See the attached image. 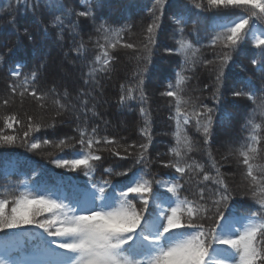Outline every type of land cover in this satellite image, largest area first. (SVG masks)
<instances>
[{"label": "trees", "instance_id": "obj_1", "mask_svg": "<svg viewBox=\"0 0 264 264\" xmlns=\"http://www.w3.org/2000/svg\"><path fill=\"white\" fill-rule=\"evenodd\" d=\"M152 2L154 0H112L113 8L105 9L106 14L115 15L125 8L132 13V20L126 25L129 30L122 31L117 37L114 32H97L89 28L88 21L79 16L89 7L90 0H59L56 7L52 6V0H0V16H15L20 28H28L35 37V42L29 45L26 66H16L21 73L19 77L9 75L10 64L0 68V136L17 137L15 147L0 146V198L12 199L13 194L21 191L31 192L36 171L40 173L41 182L69 194L73 186H83L88 177L82 172H66L52 163L59 157L74 158L81 151L75 141H72L75 147L64 151L55 148L52 143L76 137L78 134L74 130L79 125L89 134L95 128L97 139L108 137L120 143H135L136 151H139L140 143H148L150 164L147 167L150 175L169 184L178 175L173 169L165 167L169 161L180 159L182 163L203 166V173L197 168L185 176L187 183L180 193L182 199L195 200L201 187L212 186L210 181L204 180V174L215 179V164L233 189L230 206L240 213L246 210L254 213L253 190L256 196L264 192V92H258L250 102L246 98L247 93L242 97H233L230 91L222 89L224 95L219 105L211 99L215 70L220 63L216 56L219 49L213 48L211 39L221 30L219 25L247 13L242 9L228 16L216 14L213 10L204 12L194 7L201 0H187L193 15L210 17L202 38L194 43L188 36L192 24L187 25L184 33L177 30L173 35L166 26V12L165 23H161L157 30L149 72L146 77H137L135 73L143 65L135 60L138 54L135 48L140 47L146 38V28L151 23L148 8ZM53 14L63 21L58 28L52 27ZM0 27H6L5 20L0 19ZM253 28L264 31L260 22H256ZM6 37L7 33H4L0 39ZM117 39V48H110L109 53L119 55L111 61L107 70H102V64L96 62V57L102 56L103 52L99 45H107ZM182 40L192 45L187 56L179 51ZM126 43L133 44L134 48H124ZM169 49L175 51L169 52ZM192 50H195V55ZM253 57L261 59L250 35L249 43L225 68V76L233 82L235 90L243 87L241 81L245 77L259 84V69L250 63ZM207 60H213L214 64H206ZM41 65L43 67L33 81L30 73ZM173 73L177 75L173 77ZM180 77L184 79L177 88L176 81ZM141 80L143 83H140ZM169 86L180 92L181 100L187 102L182 103V112H191V105L201 102L216 108L210 144H204L202 132H197L193 124L177 126L173 118L176 98L161 95ZM141 89L147 97L143 103L140 100ZM129 90L133 99L127 98ZM122 95L126 97L124 101L120 100ZM141 107L146 114L141 113ZM9 116L17 118L12 121L11 129L3 124ZM33 121L40 125V130L25 136ZM142 129H146L147 135L142 134ZM37 139L41 141L38 149L29 150L20 146L21 140L35 142ZM44 139L49 140L48 145L42 143ZM173 148L180 153L179 158L171 151ZM245 152L248 153L255 181L248 176V166L242 162L241 153ZM95 154L102 156L100 162H95L96 165L111 166L116 171H123L132 161L131 157L122 160L107 151ZM121 155H124L122 151ZM102 178L111 179L114 183L128 182L125 177H102L97 167L95 179L100 181ZM32 194L35 195L34 192ZM64 201L70 203L68 199ZM6 210L10 211V207ZM250 219L256 223L264 222L257 215H252ZM23 232L40 240L41 228L35 224L0 230V240ZM261 243L259 238L254 242L258 252Z\"/></svg>", "mask_w": 264, "mask_h": 264}, {"label": "snow or ice", "instance_id": "obj_2", "mask_svg": "<svg viewBox=\"0 0 264 264\" xmlns=\"http://www.w3.org/2000/svg\"><path fill=\"white\" fill-rule=\"evenodd\" d=\"M58 4L59 0H52L53 7ZM194 7L204 12L213 10L214 13L225 16L241 9L247 13L229 23L219 25L221 30L211 39L213 48L219 49L216 56L220 60L215 70L211 99L214 104L219 105L224 95L223 90H227L233 97H242L247 93L246 98L251 102L258 92H264V32L256 35L252 29L256 22H260L261 27H264V0H206V3L201 0ZM112 8V0H90L89 7L81 11L79 16L88 21L89 28L97 32H114L119 37L122 31L129 30L126 25L131 22L132 13L126 8L115 15L105 13V9ZM148 12L151 23L146 28V38L140 47L135 48L138 53L135 60L137 64L143 65L135 73L137 77H146L149 72L157 30L161 23H165L166 12V26L173 35L177 30L184 33L187 25L192 24L188 36L194 43H198L202 38L201 34L205 33L210 19L208 16L193 15L192 6L187 0H154ZM0 19L6 21V27H0V37L7 33L6 38L0 39V68L10 64L12 67L9 75L19 77L21 73L16 70V66H26L29 45L35 42V37L28 28H20L15 16H0ZM62 23L61 17L53 14L52 27L58 28ZM250 35L251 43L259 50L261 57L260 60L253 57L250 61L254 68L259 69L260 82L257 84L245 77L241 81L243 87L235 90L233 82H229V78L225 76V68L249 43ZM60 38H63L62 30ZM118 44L117 39L107 45H99L103 52L102 56L96 57V62L102 64V70H107V66L119 55L109 53V49H116ZM123 47L133 49L134 45L126 43ZM190 49L191 44L183 40L180 42L179 51L185 56ZM192 53L195 55V50H192ZM205 63L212 65L214 61L207 60ZM42 67L43 65L30 73L33 81ZM176 75L177 73H173V77ZM183 79L180 77L176 81L177 88ZM140 83H143V80ZM130 92L131 90L127 98L133 99ZM161 95L176 98L173 118L177 126L193 124L197 132H202L204 144H210L216 108L201 102L193 103L191 112H182V103L187 102L181 100L180 92L172 90L169 86ZM125 98L122 95L120 100L124 101ZM140 100L142 103L147 100L142 89ZM140 111L146 114L143 107ZM16 119L15 116L5 118L4 127L11 129L12 121ZM45 127L54 128L55 125ZM39 130L40 125L33 121L24 135L29 136ZM74 131L78 134L76 137L60 139L58 143L53 141V146L64 151L78 144L81 151L76 153L74 158L59 157L52 163L66 172H82L88 177L83 186H73L69 194L63 189H56L41 182L40 173L36 171L31 192L21 191L19 194H13L12 199L0 198V230L35 224L49 236L61 238L57 247L65 251L50 249V258L45 264H257V261L264 264V222L256 223L250 219L252 215H257L264 221V192L256 196L253 190L254 213L250 210L245 213L238 212L230 206L233 189L220 168L213 164L216 178L204 174V180L210 181L212 186L201 187L195 200L187 197L182 199L180 193L187 183L185 176L197 168L203 173V166L182 163L180 159L169 161L165 167L178 174L174 176V182L169 184L150 175L147 167L150 164L148 143H140L139 151H136L135 143H120L108 137L95 138V128L91 134L81 130L79 125ZM141 131L147 135L146 129ZM16 140L17 137L13 135L0 136V146L15 147ZM72 141H75V144ZM42 143L48 145L49 140L44 139ZM40 144L38 139L35 142L21 140L20 146L35 150ZM94 145L97 147L94 148ZM99 151H107L122 160L131 157V164L123 171H116L111 166L96 165L95 162L102 160L101 155L95 154ZM121 151L124 155H121ZM171 151L176 157H180L176 149ZM241 156L243 164L248 166V176L255 181L248 153H241ZM97 167L100 168L102 177H125L128 182L114 183L111 179L103 178L97 181ZM65 199L70 203H64ZM9 207L10 211L6 210ZM257 238L262 242L259 252L254 244ZM221 246H224L222 252ZM0 264L4 262L0 261Z\"/></svg>", "mask_w": 264, "mask_h": 264}, {"label": "rangeland", "instance_id": "obj_3", "mask_svg": "<svg viewBox=\"0 0 264 264\" xmlns=\"http://www.w3.org/2000/svg\"><path fill=\"white\" fill-rule=\"evenodd\" d=\"M253 31L256 35L264 32L256 28H253ZM63 202L65 203L64 200ZM39 239L36 240L28 232L15 233L5 239H1L0 261H3L4 264H45L50 258V249L61 252L65 251L57 247L61 238L49 236L44 229H41ZM223 247L221 246V252L223 251Z\"/></svg>", "mask_w": 264, "mask_h": 264}]
</instances>
